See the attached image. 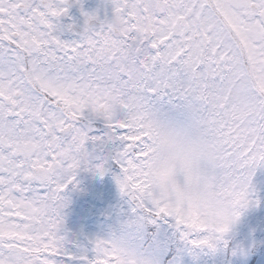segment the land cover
I'll return each mask as SVG.
<instances>
[{
	"label": "snow or ice",
	"instance_id": "1",
	"mask_svg": "<svg viewBox=\"0 0 264 264\" xmlns=\"http://www.w3.org/2000/svg\"><path fill=\"white\" fill-rule=\"evenodd\" d=\"M73 2L0 0V264H120L111 238H96L89 258L63 251L61 234L81 166L102 176L113 162L132 212L172 217L193 247L227 245L229 225L173 206L150 164L170 131L201 146L237 217L258 203L264 0H110L102 20L81 7L80 38L68 41L59 20Z\"/></svg>",
	"mask_w": 264,
	"mask_h": 264
},
{
	"label": "rangeland",
	"instance_id": "2",
	"mask_svg": "<svg viewBox=\"0 0 264 264\" xmlns=\"http://www.w3.org/2000/svg\"><path fill=\"white\" fill-rule=\"evenodd\" d=\"M81 7L95 11L101 20L111 16L110 0L73 2L68 14L59 20L61 39L80 38L78 32L66 25L83 24ZM104 130L103 123L97 121L93 134L102 135ZM118 147L119 141L108 145L113 152ZM105 167L108 171L101 176L95 167L82 165L75 186L70 185L64 193L67 206L63 210L61 234L67 233V239L63 251L91 258L96 238L123 234L142 251L151 253L158 264H264V165L257 167L250 184L251 196L258 203L241 210L237 224L225 234L227 245L220 242L215 250L193 247L182 240L181 229L172 217L132 212V205L116 183L119 167L114 162ZM130 221L137 223L130 226ZM69 264L82 262L69 259Z\"/></svg>",
	"mask_w": 264,
	"mask_h": 264
},
{
	"label": "clouds",
	"instance_id": "3",
	"mask_svg": "<svg viewBox=\"0 0 264 264\" xmlns=\"http://www.w3.org/2000/svg\"><path fill=\"white\" fill-rule=\"evenodd\" d=\"M205 159L200 145L161 130L151 158L150 180L173 206L195 213L209 224L227 223L231 231L240 216L237 217L232 204L218 194ZM133 223L137 222L130 221L129 225ZM109 238L116 247L120 264H158L151 253L142 251L125 235L112 234Z\"/></svg>",
	"mask_w": 264,
	"mask_h": 264
},
{
	"label": "flooded vegetation",
	"instance_id": "4",
	"mask_svg": "<svg viewBox=\"0 0 264 264\" xmlns=\"http://www.w3.org/2000/svg\"><path fill=\"white\" fill-rule=\"evenodd\" d=\"M77 11H78V10H77ZM98 23H99V22H98ZM98 23H97V24H98ZM73 27H75V28H72L73 32H74L75 30H76V32H78V30L76 29V27H78V28L81 30V25H76V26H73ZM79 33H80V32L77 33L78 36H79Z\"/></svg>",
	"mask_w": 264,
	"mask_h": 264
},
{
	"label": "trees",
	"instance_id": "5",
	"mask_svg": "<svg viewBox=\"0 0 264 264\" xmlns=\"http://www.w3.org/2000/svg\"><path fill=\"white\" fill-rule=\"evenodd\" d=\"M228 252H229V250H228Z\"/></svg>",
	"mask_w": 264,
	"mask_h": 264
}]
</instances>
